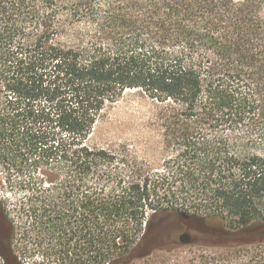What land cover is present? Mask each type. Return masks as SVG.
Masks as SVG:
<instances>
[{"label": "trees", "instance_id": "obj_1", "mask_svg": "<svg viewBox=\"0 0 264 264\" xmlns=\"http://www.w3.org/2000/svg\"><path fill=\"white\" fill-rule=\"evenodd\" d=\"M127 91L158 165L92 141ZM0 188L16 264V227L42 264H131L163 215L222 223L192 264H264V0H0Z\"/></svg>", "mask_w": 264, "mask_h": 264}, {"label": "rangeland", "instance_id": "obj_2", "mask_svg": "<svg viewBox=\"0 0 264 264\" xmlns=\"http://www.w3.org/2000/svg\"><path fill=\"white\" fill-rule=\"evenodd\" d=\"M153 112V106L145 97L137 92L127 91L106 111L103 121L99 123L92 136V141L100 147L125 146L139 161L158 165L162 154V139L160 133L151 126ZM4 197L14 199L0 188V243L3 241L5 228H9L3 217ZM157 221L160 227L156 237L135 247L131 264H192L195 263L192 259H198L201 255L223 254V248L213 245L232 241L225 236L221 237L222 231L219 227L222 223L216 220L202 222L163 215ZM18 229L19 227H16L17 235L11 244L12 251L18 253L24 264H42L38 255L23 254ZM183 233L190 235L192 240L190 244L183 245L179 242V236ZM255 235L256 233L253 232L244 233L236 241L254 239ZM4 259L8 264H16L14 259L0 247V264Z\"/></svg>", "mask_w": 264, "mask_h": 264}, {"label": "water", "instance_id": "obj_3", "mask_svg": "<svg viewBox=\"0 0 264 264\" xmlns=\"http://www.w3.org/2000/svg\"><path fill=\"white\" fill-rule=\"evenodd\" d=\"M3 236L4 237H8L9 236V228H5ZM191 241H192L191 237H190V235L188 233H183V234H181L179 236V242L181 244H183V245L190 244ZM11 264H14V263H11Z\"/></svg>", "mask_w": 264, "mask_h": 264}, {"label": "flooded vegetation", "instance_id": "obj_4", "mask_svg": "<svg viewBox=\"0 0 264 264\" xmlns=\"http://www.w3.org/2000/svg\"><path fill=\"white\" fill-rule=\"evenodd\" d=\"M0 247H1V250L5 251V242L2 241V243H0Z\"/></svg>", "mask_w": 264, "mask_h": 264}]
</instances>
